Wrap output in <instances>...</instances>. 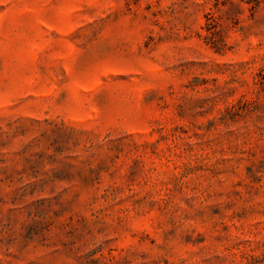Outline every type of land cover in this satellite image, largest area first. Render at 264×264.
I'll return each mask as SVG.
<instances>
[{
  "label": "rangeland",
  "instance_id": "obj_1",
  "mask_svg": "<svg viewBox=\"0 0 264 264\" xmlns=\"http://www.w3.org/2000/svg\"><path fill=\"white\" fill-rule=\"evenodd\" d=\"M234 1L0 0V264H264V7Z\"/></svg>",
  "mask_w": 264,
  "mask_h": 264
},
{
  "label": "trees",
  "instance_id": "obj_2",
  "mask_svg": "<svg viewBox=\"0 0 264 264\" xmlns=\"http://www.w3.org/2000/svg\"><path fill=\"white\" fill-rule=\"evenodd\" d=\"M244 3L248 5V9L251 12H254L258 7H264V0H241ZM220 5L227 6L229 13H235L239 10V3L235 2L234 0H214V7L217 9ZM236 17V16H235ZM207 18V25L208 30L212 29L210 31L211 36L218 35L220 32V29L218 28L219 22H218V15L215 14L213 11L208 12L206 14ZM234 19V18H232Z\"/></svg>",
  "mask_w": 264,
  "mask_h": 264
}]
</instances>
